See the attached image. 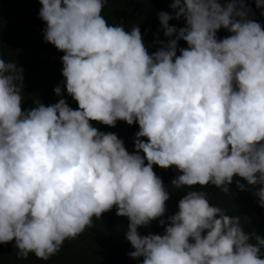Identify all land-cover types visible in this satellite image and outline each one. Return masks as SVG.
I'll use <instances>...</instances> for the list:
<instances>
[{
  "label": "clouds",
  "instance_id": "clouds-1",
  "mask_svg": "<svg viewBox=\"0 0 264 264\" xmlns=\"http://www.w3.org/2000/svg\"><path fill=\"white\" fill-rule=\"evenodd\" d=\"M105 3L33 0L40 44L64 53L49 90L3 51L30 20L0 22V264L49 263L77 243L83 264H264V28L251 7L264 16V0H173L174 15L159 2L169 39L152 54ZM208 186L254 210L209 200Z\"/></svg>",
  "mask_w": 264,
  "mask_h": 264
},
{
  "label": "trees",
  "instance_id": "trees-1",
  "mask_svg": "<svg viewBox=\"0 0 264 264\" xmlns=\"http://www.w3.org/2000/svg\"><path fill=\"white\" fill-rule=\"evenodd\" d=\"M32 2L33 0H0V22L10 13L17 12L26 16L30 20L31 25L30 34L24 39L17 50L3 51L8 59L25 63L33 76L36 88L49 90L57 72H60L62 69L61 57L64 53L58 50L50 52L40 44L31 10ZM159 2H164L163 4L167 12L170 15H174L169 7L170 4L173 3V0H106L102 15L108 23L122 25L125 30H129L133 24H136L139 27L140 33L152 40L151 44L147 47L149 54H152L160 46L156 41H163L166 43L169 39L163 35V31L160 28L158 13L162 10L159 7ZM220 2L226 4L230 2V0H220ZM251 7L254 8L252 19L259 22L262 28H264V16L260 15L261 9L256 8V6ZM184 24L185 21L183 18L169 21V25L175 26L177 29L183 27ZM216 35L218 39H222L230 35V33L224 29H220ZM186 47V42L182 40L178 41L177 55L180 54V48ZM137 129L138 124L134 122L130 127V132H135ZM145 163L147 162L145 161ZM153 171L155 174L172 172L170 168L162 169L156 165L153 166ZM206 188L207 192L210 194H208L209 200H211L212 197L216 203L221 201L222 203L228 204L232 209L238 207L250 211L254 210L248 198L239 196L237 201H234L231 197H226L228 194L221 193L219 189H216L214 186H208ZM82 252V246L77 243L66 246L62 253L49 261V263L29 260L27 264H83L81 261Z\"/></svg>",
  "mask_w": 264,
  "mask_h": 264
}]
</instances>
